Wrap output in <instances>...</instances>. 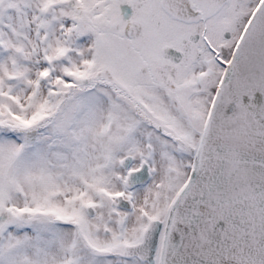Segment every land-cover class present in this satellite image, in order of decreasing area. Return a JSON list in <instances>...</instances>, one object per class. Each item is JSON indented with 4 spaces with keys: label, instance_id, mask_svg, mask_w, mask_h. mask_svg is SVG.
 Here are the masks:
<instances>
[{
    "label": "snow or ice",
    "instance_id": "1",
    "mask_svg": "<svg viewBox=\"0 0 264 264\" xmlns=\"http://www.w3.org/2000/svg\"><path fill=\"white\" fill-rule=\"evenodd\" d=\"M0 264H264V0H0Z\"/></svg>",
    "mask_w": 264,
    "mask_h": 264
}]
</instances>
